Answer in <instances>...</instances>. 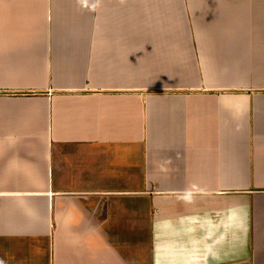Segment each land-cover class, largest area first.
Returning <instances> with one entry per match:
<instances>
[{
	"label": "crops",
	"instance_id": "obj_1",
	"mask_svg": "<svg viewBox=\"0 0 264 264\" xmlns=\"http://www.w3.org/2000/svg\"><path fill=\"white\" fill-rule=\"evenodd\" d=\"M0 264H264V0H0Z\"/></svg>",
	"mask_w": 264,
	"mask_h": 264
}]
</instances>
